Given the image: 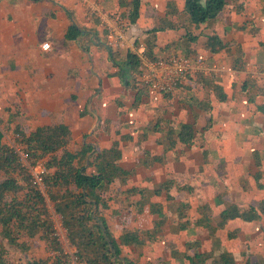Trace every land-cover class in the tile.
I'll return each instance as SVG.
<instances>
[{
  "label": "crops",
  "instance_id": "0c3cea01",
  "mask_svg": "<svg viewBox=\"0 0 264 264\" xmlns=\"http://www.w3.org/2000/svg\"><path fill=\"white\" fill-rule=\"evenodd\" d=\"M132 3L0 0V117L8 115L7 124L15 115L11 126L27 131L64 124L72 134V152L81 151L85 143L107 145L132 134L122 166L134 174L123 187L117 182L116 189L139 187L144 195L127 198L119 188L107 219L115 233L130 228L152 233L162 222L144 248L129 249L127 255L136 264H190L182 254L172 257L168 248L182 252L195 239L214 255L227 251L238 263L247 257L256 262L264 258V215L250 223L236 220L223 231L218 224L224 205L248 207L264 201L259 187L264 184V94H259L264 79V0H228L217 19L198 26L184 12L185 0H142L140 18L128 28L124 21ZM167 20L175 27L157 32L158 59L185 57L193 71L169 97L149 89L138 97L122 80L109 48L122 64L128 52H137L136 39L145 41ZM71 26L81 33L76 40L67 39ZM188 35L196 40L188 41ZM112 36L118 37V46H110ZM211 36L219 37L225 47L208 49ZM45 43L51 45L49 51L42 49ZM250 77L257 82L244 90ZM210 121V138L203 142L200 136ZM180 123H195L197 139L167 151V130ZM154 124L158 130H153ZM144 150L162 160L142 164ZM174 176L191 190L169 204L164 193L154 190ZM179 212L189 219L184 230L179 228ZM203 215L208 225L196 227ZM234 229L238 234L229 239L226 232ZM64 231L63 252L72 264H79ZM53 254L51 261L57 252Z\"/></svg>",
  "mask_w": 264,
  "mask_h": 264
},
{
  "label": "trees",
  "instance_id": "16d2710c",
  "mask_svg": "<svg viewBox=\"0 0 264 264\" xmlns=\"http://www.w3.org/2000/svg\"><path fill=\"white\" fill-rule=\"evenodd\" d=\"M227 2L228 0H185L184 12L189 16L191 23L198 26L217 19ZM141 3L142 0H133L131 10L125 15L132 25L140 18ZM174 27L175 23L167 20L149 32L150 35L144 43L146 55L150 59L159 58L155 53L157 32ZM80 35L79 29L71 26L67 32V39L76 40ZM195 40L196 37L188 35V41ZM218 46L220 48L224 46L222 40L217 36H211L207 48L216 51ZM109 51L110 59L118 66L125 85L137 90L140 97L145 92L143 90L148 88L137 78L141 73V60L138 55L128 52L126 60L121 64L116 62L111 48ZM261 72L264 73V69ZM256 82L254 77H250L245 81L243 89L249 90ZM261 82L263 87L259 88V94H264V79ZM160 94L169 97L172 92ZM219 98L221 101L225 99L224 96ZM14 119L15 115H10L6 127L16 136L15 142L25 153L30 165L34 167L41 160L45 162L46 173L41 176V181L54 203L55 212L61 218L71 245L76 248L74 261L79 264H136L127 255L129 249L144 248L148 241L156 237L162 222L156 223L152 233L142 232L136 228L123 229L115 233L107 219L113 194L119 193L120 187L125 186L134 174L133 169L125 170L122 166L126 159V143L132 140V134L124 135L120 140L107 145L85 143L81 151L72 152L70 150L72 134L68 126L59 124L27 131L21 125L11 126ZM158 127V124H154L152 128L158 130ZM211 128L212 121L209 122L206 132L200 136L203 142L208 139ZM5 135L0 129V264H47L45 259L27 255L31 249L29 241L35 238L44 241L52 252H57L53 259L54 264H72L71 257L63 252L56 235L39 183L32 175L30 166L22 162L19 153L5 143ZM167 135L169 140L167 151H172L178 143L191 145L197 139L195 123H180L177 128L170 126ZM161 160L162 156H153L148 151L144 150L141 153L142 164L150 165ZM182 180L178 176L171 177L154 192L164 193L168 203L172 204L179 193L191 190ZM117 182L122 185L119 187L120 191L119 188L116 189ZM259 187L264 189V184H259ZM121 192H124L127 198L136 194L144 195V190L139 187H126ZM218 201L216 205H220V200ZM152 209L160 213L159 209ZM206 209L204 207L202 212L204 213ZM263 215L264 201L248 207L224 205L218 228L223 231L236 220L250 223L260 220ZM206 216L203 215L196 221V227L208 225L209 218ZM179 218V228L186 229L189 219L182 215V212H179ZM209 232L213 234L214 229L209 228ZM226 234L229 239H233L237 236L238 230L234 229ZM168 250L174 258L182 254L190 264H264V258L254 262L251 257L238 263L233 254L227 251L214 255V250H207L199 239L186 243L182 252L177 247ZM18 253L22 255L18 256ZM12 255L17 256V260L12 261Z\"/></svg>",
  "mask_w": 264,
  "mask_h": 264
},
{
  "label": "built area",
  "instance_id": "2783aa9c",
  "mask_svg": "<svg viewBox=\"0 0 264 264\" xmlns=\"http://www.w3.org/2000/svg\"><path fill=\"white\" fill-rule=\"evenodd\" d=\"M124 23L128 28L133 26L130 20L126 17ZM117 38L112 36V42L110 43L111 47L119 45ZM135 47L137 48V52L134 53L137 54L141 60V73L138 75V78L140 82L152 92H173L187 78L189 73L193 71L192 61L185 57L170 56L156 60L150 59L146 55V46L142 39H136ZM42 49L44 51H49L51 49V45L49 43H45L42 45ZM201 61L202 60L199 59V62ZM12 136L13 141L9 142L8 145L19 153L24 164L30 166L29 169L31 170L32 175L42 189L41 185H43V183L41 181V176L46 173L44 165L45 162L41 160L38 165L32 167L21 147L15 142L16 136ZM38 177L40 180H37Z\"/></svg>",
  "mask_w": 264,
  "mask_h": 264
},
{
  "label": "rangeland",
  "instance_id": "374dc122",
  "mask_svg": "<svg viewBox=\"0 0 264 264\" xmlns=\"http://www.w3.org/2000/svg\"><path fill=\"white\" fill-rule=\"evenodd\" d=\"M126 95L128 96L130 94L127 92ZM7 119H8V115H6V117H4V119L0 117V127L2 129H4L3 131L6 134L4 136L5 142L8 144L9 142L13 141V136H12V133L9 132V130L6 127ZM0 176H1V173H0ZM37 180H40V178L38 177ZM41 186H42V191L46 197L47 208H48V211L50 214L51 221L54 224V229H55L56 235L60 239L59 242H62V245H64L67 242V236H66L64 228L62 226L61 218L55 212L54 203L50 200L48 193H47V189L43 185H41ZM29 242L31 244V249L29 250V252L27 254L29 257H33V258H37V259H45L47 261V264H54L53 261H51V259H52L51 257L54 254L52 251L48 250L46 244L42 240H40L39 238H35V239L30 240ZM20 255H22V254L18 253V256H20ZM17 258H18L17 256H14V255L11 256L12 261L17 260Z\"/></svg>",
  "mask_w": 264,
  "mask_h": 264
}]
</instances>
